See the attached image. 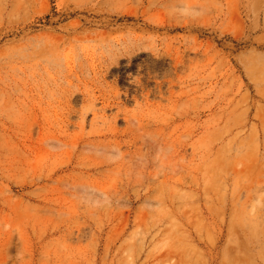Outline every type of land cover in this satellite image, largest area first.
<instances>
[{
  "label": "rangeland",
  "instance_id": "rangeland-1",
  "mask_svg": "<svg viewBox=\"0 0 264 264\" xmlns=\"http://www.w3.org/2000/svg\"><path fill=\"white\" fill-rule=\"evenodd\" d=\"M0 264H264V0H0Z\"/></svg>",
  "mask_w": 264,
  "mask_h": 264
},
{
  "label": "clouds",
  "instance_id": "clouds-1",
  "mask_svg": "<svg viewBox=\"0 0 264 264\" xmlns=\"http://www.w3.org/2000/svg\"><path fill=\"white\" fill-rule=\"evenodd\" d=\"M177 9L181 10V13H178L182 19H191L193 11H199V6L180 3L176 5Z\"/></svg>",
  "mask_w": 264,
  "mask_h": 264
}]
</instances>
